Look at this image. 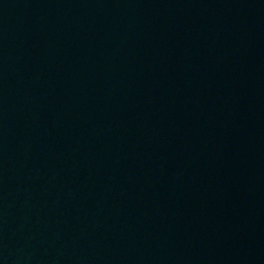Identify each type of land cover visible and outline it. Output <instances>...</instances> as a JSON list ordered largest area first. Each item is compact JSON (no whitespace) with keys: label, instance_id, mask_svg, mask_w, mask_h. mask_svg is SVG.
Returning a JSON list of instances; mask_svg holds the SVG:
<instances>
[{"label":"water","instance_id":"obj_1","mask_svg":"<svg viewBox=\"0 0 264 264\" xmlns=\"http://www.w3.org/2000/svg\"><path fill=\"white\" fill-rule=\"evenodd\" d=\"M0 264H264V0H0Z\"/></svg>","mask_w":264,"mask_h":264}]
</instances>
